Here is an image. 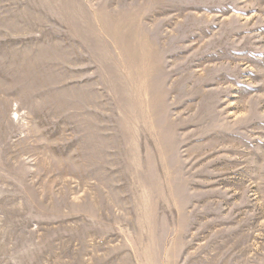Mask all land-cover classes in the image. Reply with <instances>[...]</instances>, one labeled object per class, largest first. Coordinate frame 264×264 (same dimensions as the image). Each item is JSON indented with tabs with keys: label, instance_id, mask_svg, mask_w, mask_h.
Here are the masks:
<instances>
[{
	"label": "rangeland",
	"instance_id": "obj_1",
	"mask_svg": "<svg viewBox=\"0 0 264 264\" xmlns=\"http://www.w3.org/2000/svg\"><path fill=\"white\" fill-rule=\"evenodd\" d=\"M0 264H264V0H0Z\"/></svg>",
	"mask_w": 264,
	"mask_h": 264
}]
</instances>
